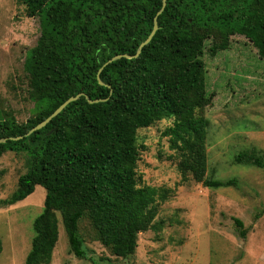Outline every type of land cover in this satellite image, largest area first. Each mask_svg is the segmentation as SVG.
Segmentation results:
<instances>
[{
  "label": "trees",
  "instance_id": "trees-1",
  "mask_svg": "<svg viewBox=\"0 0 264 264\" xmlns=\"http://www.w3.org/2000/svg\"><path fill=\"white\" fill-rule=\"evenodd\" d=\"M39 18L42 35L26 61L35 95L25 123L0 113V159L25 153L27 171L4 201L13 206L46 190L42 213L25 264H51L59 240V217L71 253L86 259L80 222L87 217L113 256L135 254L138 235L154 229L158 206L169 191L143 185L138 173L139 132L171 121L163 136L180 157L179 170L205 188L237 186L206 177L204 111L213 103L205 54L217 57L232 38L245 37L264 60V0H19ZM118 55L121 58L100 69ZM100 80L104 83L101 85ZM46 127L27 136L71 97ZM92 101L102 100L91 104ZM21 138V139H18ZM237 164L264 167L259 156L241 154ZM245 237L244 223L235 219ZM2 245L0 242V253Z\"/></svg>",
  "mask_w": 264,
  "mask_h": 264
},
{
  "label": "rangeland",
  "instance_id": "rangeland-1",
  "mask_svg": "<svg viewBox=\"0 0 264 264\" xmlns=\"http://www.w3.org/2000/svg\"><path fill=\"white\" fill-rule=\"evenodd\" d=\"M42 35L40 19L27 16L19 0H0V113L25 123L34 115L35 95L26 61ZM208 90L213 103L204 111L207 127L206 177L237 186L205 188L179 170L180 157L163 132L162 121L139 132L138 173L143 185L169 191L158 206L154 229L138 235L134 255L118 258L98 239L85 217L80 233L86 259L70 250L62 219L51 264H264V167L235 163L241 154L264 161V60L245 37L232 38L217 57L205 54ZM25 153L0 159V264H25L34 237L33 222L44 208L46 190L13 206L3 203L27 171ZM247 230L242 237L235 223Z\"/></svg>",
  "mask_w": 264,
  "mask_h": 264
},
{
  "label": "water",
  "instance_id": "water-1",
  "mask_svg": "<svg viewBox=\"0 0 264 264\" xmlns=\"http://www.w3.org/2000/svg\"><path fill=\"white\" fill-rule=\"evenodd\" d=\"M166 6H167V0H163V6H162V9L158 12V14H157V16L155 17V19H154V28H153V30H152V32H151V34H150V36L140 45V47H139V49H138V51H137V54H136V56L135 57H138L140 54H141V52H142V50H143V48L145 47V46H147L151 41H152V39L154 38V36H155V34L157 33V31L159 30V25H158V16H160L162 13H163V11L165 10V8H166ZM121 58H127V59H131V58H133L132 56H128V55H118V56H115V57H113L111 60H109L107 63H105L104 64V66L100 69V71H99V74L103 71V69L107 66V65H109V64H111V63H113L114 61H117V60H119V59H121ZM99 78V82H100V84L101 85H104V83L100 80V77H98ZM82 96V94H80V95H77L76 97H71V98H69L67 101H65L59 108H57L46 120H44L43 122H41L39 125H37L36 127H34L32 130H30L29 131V133L27 134V136H30L31 134H33L34 132H36V131H39V130H41V129H43L44 127H46L54 118H56L69 104H71L72 102H75V101H77L80 97ZM88 101H89V103H91V104H96V103H100V102H102V100H94V101H92V100H90L89 98H88ZM18 139H21V138H18ZM4 142H6V139H1L0 140V143H4Z\"/></svg>",
  "mask_w": 264,
  "mask_h": 264
}]
</instances>
